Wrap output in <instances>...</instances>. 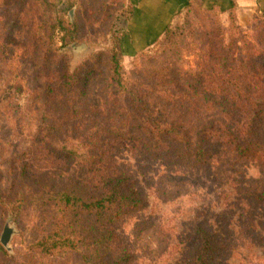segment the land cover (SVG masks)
I'll list each match as a JSON object with an SVG mask.
<instances>
[{"label":"trees","instance_id":"obj_1","mask_svg":"<svg viewBox=\"0 0 264 264\" xmlns=\"http://www.w3.org/2000/svg\"><path fill=\"white\" fill-rule=\"evenodd\" d=\"M42 2L56 15L45 38L40 30L28 33L29 40L44 47L37 125L29 148L12 153L5 186L0 177V213L20 227L29 214L26 264H35L36 256L61 253L76 254L83 264H132L134 257L120 244L118 229L145 209L146 199L133 176L118 167L115 156L125 150L176 171L174 179L168 172L160 176L163 186L154 190L162 200L170 182L183 186L198 171L225 173L223 179L214 174V183L228 203L208 222L186 234L170 221L150 228L159 244L175 252L173 264H264V254L257 250L264 247L259 232L264 224V13L259 14L256 44L244 42L237 60L234 40L240 31L232 23L226 33H204L199 62L184 70L177 62L182 31L174 33L170 22L151 44L164 36L172 41L170 47L156 58L147 56L136 72L127 74L121 63L122 37L109 54H93L72 68L60 49L79 42L77 21L74 25L64 17L74 4L68 2L63 11ZM117 2L130 18L131 9ZM15 20L2 27L10 42L20 37ZM56 32L62 35L61 48L54 45ZM98 78L104 90L100 100L89 93ZM249 168L255 170L252 177L243 174ZM0 259H9L1 242Z\"/></svg>","mask_w":264,"mask_h":264},{"label":"rangeland","instance_id":"obj_2","mask_svg":"<svg viewBox=\"0 0 264 264\" xmlns=\"http://www.w3.org/2000/svg\"><path fill=\"white\" fill-rule=\"evenodd\" d=\"M48 2L59 5L58 9L63 11L67 10L68 2L74 4L72 10L66 12L64 17L74 25L77 21L80 30L79 42L60 49V53L67 56L72 68L77 67L93 54L101 52L105 55L109 54L122 37L121 63L125 72L132 74L136 72L140 64L145 62L147 56L155 58L160 56L172 42L164 39L163 36L158 44L151 46L153 40L144 46L143 57L141 54L136 58L135 55L141 49L134 47L133 40L127 31L130 18L118 10L117 0H61L60 3L58 0H48ZM49 9L48 4H43L42 0H0V177L2 186H5L9 178L7 172L11 165L12 153L27 150L36 129L44 82L41 70L44 47L43 42L37 46L29 40L28 33H32L34 29L40 30L45 38L46 31L49 26L51 28V22L56 15V11ZM13 17L18 18L14 25L18 28L17 35L19 34L20 37L15 40L12 36L15 42H10L4 35L2 27L5 23H10ZM259 22L258 13L249 14L236 10L234 13L219 11L208 13L202 9L201 4L195 2L190 9H185L173 20L171 26L173 32L176 33L179 28L183 36L180 60L177 61V58H174V62L177 61L184 70L194 69L199 62L200 50L204 45L201 38L203 34L209 30L226 33L231 29L232 23L240 31V35L237 34L234 40L238 48L233 50L234 60H237L246 49L244 42L256 44L255 39L261 32ZM43 24L45 26H42ZM229 35L230 32L224 37V48L228 47ZM61 36L56 32L54 37L56 48H61ZM136 37L141 39L143 36ZM240 40L243 42L239 44ZM89 91L91 97L96 96V99H102L104 93L102 80L96 79ZM115 160L121 170L133 176L138 189L146 199L145 209L126 218L118 229L120 244L128 248L134 257L132 264H173L175 252L159 244L151 236L150 228L170 221L171 226L178 229L177 232L186 234L199 224L202 225L204 221L208 222L214 213L228 203L227 198L215 191L217 184L214 183L216 181L214 174H218V171L210 170L203 174L198 171L195 178H190L191 181L183 186L173 182L166 184L164 186L166 199L162 200L156 197L154 189L163 186L162 182L159 183L160 176L166 172L169 178L174 179L175 170H166L159 163L135 157L126 150L116 154ZM242 171L243 174L251 177L255 174L252 168L246 172L244 169ZM226 174H231V170ZM218 176L223 179L225 173L221 172ZM243 178L240 177V180L242 181ZM229 192L226 191L227 194ZM232 200L234 199L230 198V201ZM29 221V214H27L26 224L20 227L14 222L12 216L5 217L0 213V242L6 223L9 222L15 231L8 244L10 250L5 249L9 259H0V264H26L28 257L26 248L31 241L26 232ZM259 232L264 238V224L261 225ZM147 234L148 236H145ZM176 236H173L175 243L178 242ZM145 245L147 249L143 248ZM257 250L264 254V247H258ZM171 256L173 259L170 258ZM33 262L35 264H83L80 256L66 253L52 257L36 256ZM234 264L246 263L235 260Z\"/></svg>","mask_w":264,"mask_h":264},{"label":"crops","instance_id":"obj_3","mask_svg":"<svg viewBox=\"0 0 264 264\" xmlns=\"http://www.w3.org/2000/svg\"><path fill=\"white\" fill-rule=\"evenodd\" d=\"M122 2L125 8L132 11L127 31L137 49H143L155 40L192 2H198L205 9L220 7L224 13L232 7L237 12L264 13V0H122ZM136 36L143 37L138 39Z\"/></svg>","mask_w":264,"mask_h":264},{"label":"water","instance_id":"obj_4","mask_svg":"<svg viewBox=\"0 0 264 264\" xmlns=\"http://www.w3.org/2000/svg\"><path fill=\"white\" fill-rule=\"evenodd\" d=\"M15 233L13 227L10 225V223H6L4 230H3V234L1 237V244L5 249H9L8 244L13 236V234Z\"/></svg>","mask_w":264,"mask_h":264}]
</instances>
